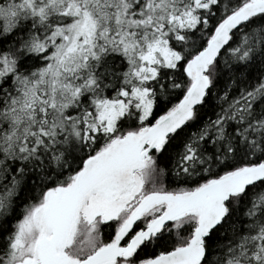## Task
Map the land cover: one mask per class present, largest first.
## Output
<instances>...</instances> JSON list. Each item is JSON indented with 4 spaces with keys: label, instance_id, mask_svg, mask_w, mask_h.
Segmentation results:
<instances>
[{
    "label": "snow or ice",
    "instance_id": "1",
    "mask_svg": "<svg viewBox=\"0 0 264 264\" xmlns=\"http://www.w3.org/2000/svg\"><path fill=\"white\" fill-rule=\"evenodd\" d=\"M0 264H264V0H0Z\"/></svg>",
    "mask_w": 264,
    "mask_h": 264
}]
</instances>
